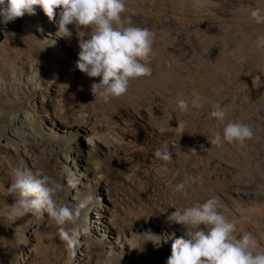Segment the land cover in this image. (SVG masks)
Masks as SVG:
<instances>
[{"label":"rangeland","instance_id":"1","mask_svg":"<svg viewBox=\"0 0 264 264\" xmlns=\"http://www.w3.org/2000/svg\"><path fill=\"white\" fill-rule=\"evenodd\" d=\"M254 7L264 8V0H127L125 23L154 34L147 61L152 72L130 81L126 93L133 100L115 111L116 120L126 115L122 126L136 130L138 141L122 135L107 156L90 157L86 132L61 119L36 117L45 118L36 125V138L22 139L0 113V264H166L181 233L161 228L154 218L213 197L220 211L237 221L235 235L250 233L264 249V48L256 46L264 24L250 18ZM19 19L21 31L4 29L0 47H22L24 36H30L33 51L13 49L20 75L49 77L45 45L51 44L59 67L57 83L88 77L75 66V49L55 35L56 26L42 9L37 6L34 15ZM194 92L201 97L198 108L191 105ZM52 98L50 110L62 104L60 93ZM180 99L188 102L187 111L177 107ZM215 105L225 110L224 121L210 117ZM178 120L185 124L183 133L175 130ZM228 121L247 124L252 138L212 146L209 140L222 135ZM166 147L170 162L154 155ZM17 170L47 176L59 205L75 207L86 200L75 223L65 225L79 233L73 249L59 239L57 226L46 215L7 218L15 203L8 188ZM182 182L184 190L175 192ZM140 217L148 219L138 222L140 228L123 232L114 227Z\"/></svg>","mask_w":264,"mask_h":264},{"label":"clouds","instance_id":"2","mask_svg":"<svg viewBox=\"0 0 264 264\" xmlns=\"http://www.w3.org/2000/svg\"><path fill=\"white\" fill-rule=\"evenodd\" d=\"M37 6L54 22L58 38L72 37L69 26L77 32L88 33L86 38L78 39L75 66L86 76L99 78L98 83L91 85L94 97L105 100L119 97L127 92L131 80L151 75L147 61L153 52L154 34L130 21L125 23L122 14L129 11L127 0H0V24L6 25L25 14L34 15ZM248 14L257 25L264 24V8L254 7ZM256 46L264 48V36L257 37ZM191 105L201 106L198 93L192 94ZM177 107L187 111L189 104L180 99ZM210 117L224 121L226 112L215 105ZM184 128L185 124L178 120L175 130L183 133ZM252 136L247 124L228 121L222 135L216 133L209 141L212 146L220 147L224 142L243 144ZM154 155L165 162L172 159L167 147L157 149ZM185 183L176 184L174 191L182 192ZM69 184L76 187L73 181ZM8 192L15 197L14 205L6 214L8 219L15 220L29 213L46 215L57 226L59 239L69 250L77 245L78 231L68 230L65 225L75 223L80 210L86 207V200L75 207L59 205L54 199L56 187L47 176L32 171L17 170ZM220 208L219 200L213 197L203 203L176 207L167 215V222L181 226L183 231L174 238L166 264H264V249L258 247L257 240L250 233L237 237V221L227 218Z\"/></svg>","mask_w":264,"mask_h":264},{"label":"bare ground","instance_id":"3","mask_svg":"<svg viewBox=\"0 0 264 264\" xmlns=\"http://www.w3.org/2000/svg\"><path fill=\"white\" fill-rule=\"evenodd\" d=\"M69 27L72 32L77 31L73 26ZM52 28L56 33V27ZM87 34L86 31L75 32V35L70 39H66V42L78 53L77 36L86 38ZM16 38H20V36ZM24 38L26 44L22 47H0V113L5 119L11 122L12 127H14L22 139L26 137L29 138V136L33 138L35 135L37 136L38 131L36 125L38 126L45 118L37 119L36 117H47L51 122H57V119H61L69 127H74L76 130H84L86 132L84 137L85 142L91 146V149L87 151L90 157L91 155L96 157L99 155L107 156L118 142L117 138L122 135L126 134L131 137V142L138 141L136 130L130 127L124 129L122 126L124 119H126V115L118 116L119 120L115 118L117 117L115 116V111H117L122 104L133 100L131 94L125 93L119 97H110L107 100L100 96L94 97L91 92V85L93 83H98L99 79L95 80V78L90 77H69L68 83H57L56 79H59L60 76H58L59 67L53 62L55 47L51 44L45 45L50 51V54L48 53V59L50 61V65H48L49 77L29 75L28 73L20 75V68L12 59L13 55L18 53L14 51L15 48L28 49L30 51L34 49L30 43V36L26 35ZM33 66H36L35 63ZM138 90L142 93L144 87ZM59 93L61 95L62 104L50 110L47 107L54 101V98H52L53 94ZM137 99L136 101H138ZM39 108H43L44 111L39 113L37 110ZM69 110L72 111L71 114L68 113ZM132 123L137 124V122L133 121ZM84 160L88 161V158ZM93 161L96 162L95 160ZM169 214L170 213H167L162 218L154 219L161 228L168 227L172 232H179L182 234L183 229L181 226L167 222L166 218ZM88 215L89 212L87 213V216ZM146 220H148L146 217H140L138 221L131 220L130 223L127 222L128 224H117L114 227L117 228L118 231L124 232L129 227L131 229L140 228L138 227L140 224H138V222H144ZM139 238L143 240L142 236ZM135 245L139 248L141 242L136 240Z\"/></svg>","mask_w":264,"mask_h":264},{"label":"water","instance_id":"4","mask_svg":"<svg viewBox=\"0 0 264 264\" xmlns=\"http://www.w3.org/2000/svg\"><path fill=\"white\" fill-rule=\"evenodd\" d=\"M4 29L16 31V32L21 31L20 19L17 18L12 22L7 23L6 25L0 24V42L4 40V34H3Z\"/></svg>","mask_w":264,"mask_h":264}]
</instances>
